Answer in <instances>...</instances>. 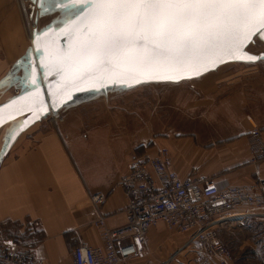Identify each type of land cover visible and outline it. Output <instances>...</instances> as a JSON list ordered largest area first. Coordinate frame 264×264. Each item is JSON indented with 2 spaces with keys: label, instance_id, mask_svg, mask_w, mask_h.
I'll return each instance as SVG.
<instances>
[{
  "label": "crops",
  "instance_id": "0c3cea01",
  "mask_svg": "<svg viewBox=\"0 0 264 264\" xmlns=\"http://www.w3.org/2000/svg\"><path fill=\"white\" fill-rule=\"evenodd\" d=\"M30 4L40 8L38 0ZM35 59L19 0H0V106L36 91L23 79L29 62L33 77L40 76V87L56 78L49 71L44 79ZM87 87L55 111L64 122L54 127L42 126L47 116L27 130L22 129L23 119L0 120V243L11 240L1 224L29 223L42 234L34 247L40 264H73L72 252L80 243L103 246L101 232L89 227L90 196L106 195L102 212L109 229L123 226L128 200L118 182L133 158L155 157L163 149L182 179L196 173L219 188L264 181V154L254 138L259 131L264 145V110L246 107L232 111L231 117L205 114L202 120L170 127H141L138 121L131 126L124 119L130 114L111 103L114 93L119 96L127 89L92 96ZM12 128L16 131L9 139ZM250 212L243 226L220 231V241L233 252L232 264H264V210ZM188 240V235L161 226L148 235L141 258L128 264H161L177 252L172 264H218L187 247Z\"/></svg>",
  "mask_w": 264,
  "mask_h": 264
},
{
  "label": "snow or ice",
  "instance_id": "6c2138e0",
  "mask_svg": "<svg viewBox=\"0 0 264 264\" xmlns=\"http://www.w3.org/2000/svg\"><path fill=\"white\" fill-rule=\"evenodd\" d=\"M36 3V0H33ZM58 7L53 22L68 44L57 48L46 33H33L38 70L60 77V92L90 85L106 91L145 82H176L226 61L264 62L247 51L253 37L264 39V0H39ZM47 52L48 63H44ZM31 56V52H29ZM23 79L38 91L40 76L25 67ZM3 82L0 81V84ZM59 93L49 92L50 97ZM56 106L54 100L52 107ZM19 111V109H18ZM15 128L10 129L12 138ZM9 245L12 241L7 242Z\"/></svg>",
  "mask_w": 264,
  "mask_h": 264
},
{
  "label": "built area",
  "instance_id": "2783aa9c",
  "mask_svg": "<svg viewBox=\"0 0 264 264\" xmlns=\"http://www.w3.org/2000/svg\"><path fill=\"white\" fill-rule=\"evenodd\" d=\"M29 3V0H19L26 27L29 31L32 28L28 43L34 52L33 33L37 26L28 22L26 8ZM47 120L54 124L64 122L63 118L52 114ZM254 138L258 151L264 154L259 131L254 133ZM118 187L128 200L126 223L109 229L102 212L107 197L103 193L92 194L89 227L101 232L103 246L80 243L72 252L73 264H128L141 258L148 235L161 226L169 232L188 235L186 246L194 247L202 258H215L218 264H232L233 252L220 241V231L243 226L252 217L251 210H264L263 180L249 186L219 188L212 179L196 173L182 179L173 170L171 155L166 149L155 157L133 158ZM7 242L0 243V264H40L34 247ZM178 254L161 264H172Z\"/></svg>",
  "mask_w": 264,
  "mask_h": 264
},
{
  "label": "rangeland",
  "instance_id": "374dc122",
  "mask_svg": "<svg viewBox=\"0 0 264 264\" xmlns=\"http://www.w3.org/2000/svg\"><path fill=\"white\" fill-rule=\"evenodd\" d=\"M45 8L48 10L44 11L41 6L36 10L29 5L26 8L28 22L37 24L39 30L55 27L64 37L60 25L53 26V22L61 19L59 8L51 7L47 3ZM26 31L30 32L28 39L31 37V30L26 27ZM247 51L252 55L264 53V39L256 36ZM154 84H137L130 88L126 85H109L102 93L111 92L116 88L119 90L121 87H124L121 90H128L119 96L114 93L111 103H116L117 107L125 110V114H130L124 119L125 123L131 126L138 121L141 127H144V124H152L158 128L170 127L202 120L205 114L213 115L212 113L218 112L222 117H231L232 111L244 112L246 107L253 112L264 110V62L261 61L229 63L200 77ZM87 89L92 96L100 92L90 85ZM42 126L54 127V123L48 121Z\"/></svg>",
  "mask_w": 264,
  "mask_h": 264
},
{
  "label": "water",
  "instance_id": "95a60500",
  "mask_svg": "<svg viewBox=\"0 0 264 264\" xmlns=\"http://www.w3.org/2000/svg\"><path fill=\"white\" fill-rule=\"evenodd\" d=\"M38 4L39 6H41L39 3V0H38ZM29 5L31 4L29 3L28 6ZM47 37H51L55 40V46L57 48H67L68 47L65 37H62L55 27H53V31L46 33L44 37H41V39L44 40ZM255 37L256 36L253 37V41ZM31 51L33 52L32 48H31ZM33 54L36 57L35 60H37L38 63L40 64V61H39L40 54L35 51V45H34ZM44 56L48 58L47 52L44 53ZM229 63H254V62L229 60L224 63H219L216 66H210L207 71H203L198 76L193 75L191 78H181L179 81H184V80H189L192 78L200 77L206 73L214 71L222 67L223 65H226ZM59 80H60V77H56L51 82L41 86L39 90L35 91L31 96L26 97L25 99H22V100H17L12 103L0 106V120L1 119H19V118L23 119L22 129L27 130L34 124L45 119L46 116L48 117L51 114L55 116L54 114L56 110L61 108L64 104L72 102L74 98V93L78 90V89H68V90H65L64 92H60L57 87V82ZM149 83H169V82H145L141 84H149ZM86 86L88 85H83L81 88H84ZM50 91L54 93H59V94L55 97H50L49 96ZM54 100L56 101V106L52 107Z\"/></svg>",
  "mask_w": 264,
  "mask_h": 264
},
{
  "label": "trees",
  "instance_id": "16d2710c",
  "mask_svg": "<svg viewBox=\"0 0 264 264\" xmlns=\"http://www.w3.org/2000/svg\"><path fill=\"white\" fill-rule=\"evenodd\" d=\"M2 230L6 233L9 239L21 245L36 246L35 241L42 240V234L39 231H34L29 223L26 224H1ZM15 230V232H14ZM24 241L25 243L21 242ZM27 242V243H26Z\"/></svg>",
  "mask_w": 264,
  "mask_h": 264
},
{
  "label": "bare ground",
  "instance_id": "6f19581e",
  "mask_svg": "<svg viewBox=\"0 0 264 264\" xmlns=\"http://www.w3.org/2000/svg\"><path fill=\"white\" fill-rule=\"evenodd\" d=\"M38 22V21H37ZM36 26H38L37 24H36ZM31 30V33H32V28L30 29ZM30 41H31V37H30ZM29 45H30V42H29ZM32 55V54H31Z\"/></svg>",
  "mask_w": 264,
  "mask_h": 264
}]
</instances>
